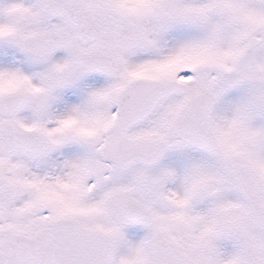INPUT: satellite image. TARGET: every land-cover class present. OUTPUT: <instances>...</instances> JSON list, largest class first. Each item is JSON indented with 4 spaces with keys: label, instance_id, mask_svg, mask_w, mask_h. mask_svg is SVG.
I'll use <instances>...</instances> for the list:
<instances>
[{
    "label": "snow or ice",
    "instance_id": "1",
    "mask_svg": "<svg viewBox=\"0 0 264 264\" xmlns=\"http://www.w3.org/2000/svg\"><path fill=\"white\" fill-rule=\"evenodd\" d=\"M0 264H264V0H0Z\"/></svg>",
    "mask_w": 264,
    "mask_h": 264
}]
</instances>
